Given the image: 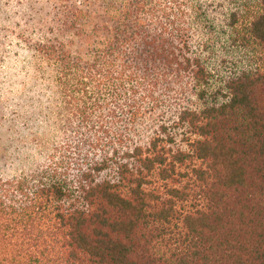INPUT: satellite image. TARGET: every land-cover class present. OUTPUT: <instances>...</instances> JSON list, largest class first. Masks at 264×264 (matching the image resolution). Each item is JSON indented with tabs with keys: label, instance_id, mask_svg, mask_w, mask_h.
Listing matches in <instances>:
<instances>
[{
	"label": "trees",
	"instance_id": "1",
	"mask_svg": "<svg viewBox=\"0 0 264 264\" xmlns=\"http://www.w3.org/2000/svg\"><path fill=\"white\" fill-rule=\"evenodd\" d=\"M158 1H127L104 71L40 45L66 136L0 176V264H264V0Z\"/></svg>",
	"mask_w": 264,
	"mask_h": 264
},
{
	"label": "rangeland",
	"instance_id": "2",
	"mask_svg": "<svg viewBox=\"0 0 264 264\" xmlns=\"http://www.w3.org/2000/svg\"><path fill=\"white\" fill-rule=\"evenodd\" d=\"M127 1L0 0V176L13 178L39 170L66 136L62 121L70 111L60 92L59 68L54 59L41 54L40 45L51 40L62 45L72 60L104 71L111 42L120 44L118 36L132 29L133 11L123 9ZM145 1L150 6L163 4ZM70 4L82 10L80 19L68 13ZM137 14L162 19L156 9ZM122 63L118 61V66ZM152 113L145 107L136 138L148 136L157 119Z\"/></svg>",
	"mask_w": 264,
	"mask_h": 264
}]
</instances>
